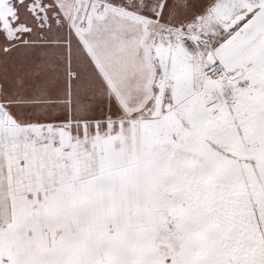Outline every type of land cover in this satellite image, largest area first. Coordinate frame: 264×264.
I'll return each mask as SVG.
<instances>
[{
	"label": "snow or ice",
	"instance_id": "obj_1",
	"mask_svg": "<svg viewBox=\"0 0 264 264\" xmlns=\"http://www.w3.org/2000/svg\"><path fill=\"white\" fill-rule=\"evenodd\" d=\"M0 264H264V0H0Z\"/></svg>",
	"mask_w": 264,
	"mask_h": 264
}]
</instances>
